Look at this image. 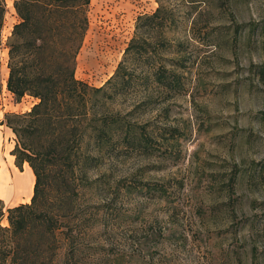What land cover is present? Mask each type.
Returning a JSON list of instances; mask_svg holds the SVG:
<instances>
[{
  "label": "rangeland",
  "instance_id": "obj_1",
  "mask_svg": "<svg viewBox=\"0 0 264 264\" xmlns=\"http://www.w3.org/2000/svg\"><path fill=\"white\" fill-rule=\"evenodd\" d=\"M7 5L0 164L15 176L28 164L18 166L17 136L5 122L39 101L8 90V43L19 18L13 1ZM161 5L163 33L156 24L138 33L140 19ZM88 20L76 79L103 87L138 39V88L106 107L140 141L152 140L132 147L122 133L97 154L85 135L79 153L99 160L77 170L54 264H264V0H92ZM158 65L180 77L177 90L145 79ZM3 202L6 212L30 204Z\"/></svg>",
  "mask_w": 264,
  "mask_h": 264
},
{
  "label": "trees",
  "instance_id": "obj_2",
  "mask_svg": "<svg viewBox=\"0 0 264 264\" xmlns=\"http://www.w3.org/2000/svg\"><path fill=\"white\" fill-rule=\"evenodd\" d=\"M8 0H0V46L8 14ZM19 18L9 39V78L7 87L18 101L31 96L39 102L30 112L11 115L5 124L17 136L12 155L19 167L27 163L35 175L30 204L5 211L0 198V264H54L59 251L57 233L63 219L73 212L77 170L99 160L84 156L82 142L89 132L98 153L108 139L125 134L134 147L140 141L134 127L126 128L120 114L107 109L134 93L138 83L131 70L142 60L143 49L133 39L116 74L101 88L76 79L77 55L88 31V11L92 0H11ZM166 8L161 5L152 16L140 19L141 29L156 24L159 33L166 26ZM264 74V71H263ZM180 77L164 65L152 67L151 79L168 91L180 87ZM4 124V123H3ZM8 227L2 226L6 217ZM71 246L74 236L66 233ZM69 264V263H68Z\"/></svg>",
  "mask_w": 264,
  "mask_h": 264
},
{
  "label": "bare ground",
  "instance_id": "obj_3",
  "mask_svg": "<svg viewBox=\"0 0 264 264\" xmlns=\"http://www.w3.org/2000/svg\"><path fill=\"white\" fill-rule=\"evenodd\" d=\"M11 2V0H8ZM14 9V6L12 7ZM15 10V9H14ZM35 187V175L28 165L24 173L12 176L7 164H0V198L7 203L24 201L31 203Z\"/></svg>",
  "mask_w": 264,
  "mask_h": 264
},
{
  "label": "crops",
  "instance_id": "obj_4",
  "mask_svg": "<svg viewBox=\"0 0 264 264\" xmlns=\"http://www.w3.org/2000/svg\"><path fill=\"white\" fill-rule=\"evenodd\" d=\"M19 106V105H18ZM16 107V106H15ZM8 135H10L9 133H8ZM2 139V133H0V140ZM23 202V201H22Z\"/></svg>",
  "mask_w": 264,
  "mask_h": 264
}]
</instances>
